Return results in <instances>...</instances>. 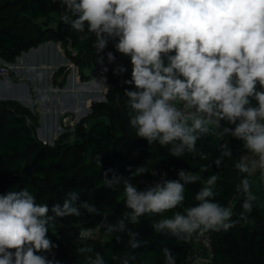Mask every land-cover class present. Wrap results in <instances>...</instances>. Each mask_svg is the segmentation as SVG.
Returning a JSON list of instances; mask_svg holds the SVG:
<instances>
[{
  "label": "clouds",
  "instance_id": "1",
  "mask_svg": "<svg viewBox=\"0 0 264 264\" xmlns=\"http://www.w3.org/2000/svg\"><path fill=\"white\" fill-rule=\"evenodd\" d=\"M62 9L59 21L79 34L81 41L92 39V48L104 53L111 42L116 53L128 57L131 76L122 81L129 127L149 145L166 148L173 158L187 155L201 161L202 177L181 169L177 179L155 168L131 166L128 176L115 169L103 172L104 187L113 192L122 188L125 211L114 223L95 203L81 200L69 191L60 202L38 203L24 187L0 193V264H62L49 237L58 235L68 217L99 215L100 228L123 251L109 259L83 244L75 255L83 264H141L138 249L147 246L138 225L143 217L152 220L154 233L178 242H189L194 234L227 232L249 223L257 195L251 174L258 172L264 184V0H52ZM112 64L116 55L106 53ZM100 63L104 57H100ZM104 72L108 68L103 69ZM128 69L118 65L114 75ZM230 137L253 157L241 156L234 168L242 174L236 191L244 196L236 219L232 204L216 199L220 169L233 159L229 142L218 143L219 155L201 151L198 142L207 138ZM102 167L101 158H96ZM111 173V177H109ZM248 174V175H243ZM144 175L159 180L140 188L133 180ZM200 184L194 203L185 205L188 186ZM171 212V216L165 213ZM92 229L79 233L87 240ZM162 264H177L171 248L160 249ZM146 264V261H145Z\"/></svg>",
  "mask_w": 264,
  "mask_h": 264
},
{
  "label": "trees",
  "instance_id": "2",
  "mask_svg": "<svg viewBox=\"0 0 264 264\" xmlns=\"http://www.w3.org/2000/svg\"><path fill=\"white\" fill-rule=\"evenodd\" d=\"M15 2L17 16L31 20L43 19L51 13L62 11L52 0H15ZM41 32L42 30L38 28L35 37L26 39L19 33L0 28V59L8 63L21 52L36 47L43 40ZM58 34L60 42H68L77 52L74 65L77 67L80 81H84L88 76L85 71L88 62H95L98 66L96 73L92 72L95 74L94 77L105 79V100L92 102L90 105L91 112L104 113V120H94L89 124L87 145L83 149L67 153V146L49 147L38 141L35 136L38 120L27 107L18 104H14L13 107L0 104V193L27 187L35 195L38 203H48L51 207L56 202L62 204L69 191H76L81 194L82 201L89 200L95 203L106 213L107 222L114 223L115 219L126 210L123 204V192L122 188L115 192L106 189L103 184V172L107 169H115L119 174L128 176L129 172L126 169L129 166L132 168L145 166L164 173L158 161L163 159L173 162L174 158L166 148L158 144L149 145L147 141L136 137L135 132L129 127L130 110L125 106L123 94V89L127 85L122 83L126 79L127 72L122 75L113 74V69L118 65L128 69V63L115 52L112 43H109L104 53H97L91 46L94 36L92 39L81 41L79 34L59 20ZM108 51L116 55V60L112 64L107 61ZM101 56L104 57L103 63L99 62ZM105 67L108 68L107 72L103 71ZM83 124L84 121L79 120L75 129H80ZM225 141H228L229 147L233 148V158L247 154L242 145L230 137H209L198 142V148L209 152L212 159L219 155L217 144ZM98 155L102 162L101 168L97 166L95 159ZM182 158L187 159L188 162L182 161ZM179 160L187 170L196 171L202 177L211 174L201 171V166L209 161H201L198 155L193 159L186 154ZM230 162L231 160H225L223 167L216 169L213 166L212 169L219 176L216 199L225 205L230 201L232 188L220 176ZM142 177L145 183L139 182L140 188L160 179L159 175ZM200 186V184L188 186L185 205L194 203V193ZM243 199L244 197H241L236 200L233 219H236L242 210ZM168 214L172 213L168 212ZM153 219L156 217L146 216L141 219L140 224L129 225L133 231L139 232V238L148 242L147 246L137 250L141 255V264H145V261L146 264H162L160 249L163 246L171 248L176 254L177 264H188L187 243L154 233L151 227ZM101 220L102 217L99 215L68 217L63 220V228L58 229L59 239L51 232L48 235L59 245V248H72L75 244L85 242L109 259L113 252L125 250L126 236L125 243L116 244L115 241H111L100 228ZM87 228L96 232L98 238L79 239V233ZM208 233L212 240V264H264V216L258 202L250 214L248 224L244 226L238 224L227 232Z\"/></svg>",
  "mask_w": 264,
  "mask_h": 264
},
{
  "label": "rangeland",
  "instance_id": "3",
  "mask_svg": "<svg viewBox=\"0 0 264 264\" xmlns=\"http://www.w3.org/2000/svg\"><path fill=\"white\" fill-rule=\"evenodd\" d=\"M16 10H17V4L15 0H0V28H6L7 30L19 33L26 39L35 37L36 30L39 28L42 30L41 37L43 40L41 43L46 41L59 42L58 20L61 12L51 13L43 19L31 20L28 18L18 17ZM62 52L64 54V57L66 58V61L65 63L63 64L61 63L59 65L54 79H56L58 75L64 73V71L66 70L67 71L65 74L74 73L77 76V78L80 79L77 73V67L74 65V60L77 57V52L73 50L70 47L69 43L66 41L62 43ZM119 55L124 59H126L128 63V71L126 73V79H129L131 76V67H132L130 60L128 57L122 56L121 54ZM16 58L8 62L9 65L8 67L4 65L7 64L4 61L2 64H0V78L7 76L12 79V83H17L19 81L16 72L13 70V68L10 67L16 64L15 62ZM87 64L88 65L85 71L87 72L88 76L84 81H81V83L89 84V87L83 88V93H80L79 95H80V99L82 98V96H85V94L89 95L88 97L89 101L92 102L95 100L96 97L99 96V94L104 95V93L106 92V86L103 85L105 79L99 78L97 76L94 77L95 74L92 73L93 71L95 73L97 71L98 66L96 65V63L88 62ZM2 69L6 71H3ZM55 84L57 83L55 82L54 86ZM6 86L7 88H11L12 90L11 92H4L3 90L0 91V104H6L12 107L14 104H18L21 107H24V105H28V104H22L21 102L16 100L14 96H16L17 94H20V97H22L23 100H26L29 103L31 102H33L34 104L38 103L37 94L35 93L37 89L35 88L29 89L28 85H24V87H16L14 86V84L12 85L8 84ZM95 102H99V100H96ZM30 111L36 116L38 120L37 127L35 129V136L38 139V141L40 142L47 141L46 145L49 147H55L57 145L67 146V153H71L72 151L83 149V147L87 145L86 142L88 139L89 124L94 120H104V113L102 111L91 112L89 107L85 108L80 103V106L78 107L76 106V108H74L70 113L63 112L62 114L59 115L58 132L54 133L51 137H48L45 136L43 127L44 125L46 126V124L49 125V118L53 120V116L51 114L50 115L48 114V116L45 115L38 107ZM77 111L79 115L86 114L84 117L79 119L81 121H84V124L80 129H75V126L79 121L76 118ZM69 117H71L70 120ZM88 152L89 150L86 151V153ZM243 156H247V159L249 161L253 158L250 154L249 155L244 154ZM240 157L241 156L233 158L230 162V165L225 169L224 173L220 176V178L227 181L232 188V196L230 198L229 203L232 204L233 207L238 198L244 197L241 193H238L236 191V185L239 184L242 174L239 173V171L235 169L233 166L234 161L239 159ZM182 161L188 162V160L185 158H182ZM182 161L179 160V158H174L173 162L160 159L158 163L163 168V172L167 173L166 179H177L179 170L181 169L187 170L186 166L182 163ZM134 169L135 167L133 168V171ZM243 175H248V174H243ZM249 178L250 180L253 181V191L258 197L257 202L264 216V184H262L259 181L258 172L251 174ZM139 182L145 183L142 176L134 179L135 184L138 185ZM164 215L171 216V214L168 213H165ZM90 238L92 239L98 238L97 233L92 232ZM83 244H87V243L84 242ZM83 244H75L72 248L61 247L54 250L56 258L61 260L62 264H83L84 258L81 256H76L74 251L76 247L81 246ZM263 244H264V237H263Z\"/></svg>",
  "mask_w": 264,
  "mask_h": 264
},
{
  "label": "crops",
  "instance_id": "4",
  "mask_svg": "<svg viewBox=\"0 0 264 264\" xmlns=\"http://www.w3.org/2000/svg\"><path fill=\"white\" fill-rule=\"evenodd\" d=\"M20 58L22 59V63L18 64L16 68H13L19 81L12 83L10 77L0 78V91L11 92L12 89L6 86L8 84H14L16 87L28 85L29 89H37L35 93L37 94L38 103L28 102V105L24 106L30 110L38 107L45 115L48 116V114H51L53 116V120L49 118V125L46 124L43 127L45 136L51 137L54 133L58 132V117L63 112L70 113L76 106H80V103L83 107L90 108L92 102L89 101L86 94L80 99L79 94L83 93L82 89L70 88L67 90L69 82L77 83L78 85L81 83L80 79L74 73L65 74L67 70L64 71L65 76L61 84H59L58 80L63 73L54 79L57 68L61 63L63 64L66 61L62 52V42H43L36 47L21 52L16 60ZM2 62L3 60L0 59V64ZM55 82L57 84L54 86ZM85 115H79L77 111L76 118L79 120Z\"/></svg>",
  "mask_w": 264,
  "mask_h": 264
},
{
  "label": "built area",
  "instance_id": "5",
  "mask_svg": "<svg viewBox=\"0 0 264 264\" xmlns=\"http://www.w3.org/2000/svg\"><path fill=\"white\" fill-rule=\"evenodd\" d=\"M4 65L8 67V63ZM41 143L46 145L47 141ZM187 245L186 259L188 264H212V240L209 233L194 234Z\"/></svg>",
  "mask_w": 264,
  "mask_h": 264
},
{
  "label": "bare ground",
  "instance_id": "6",
  "mask_svg": "<svg viewBox=\"0 0 264 264\" xmlns=\"http://www.w3.org/2000/svg\"><path fill=\"white\" fill-rule=\"evenodd\" d=\"M22 63V59L20 58V59H17L16 60V64L14 65V66H10L11 68H16L17 67V65L18 64H21ZM9 66V65H8ZM9 67V68H10ZM7 77V76H6ZM86 85H89V84H85V85H83V84H80V85H78L77 83H71V82H69V84L67 85V90L68 89H83ZM15 97V99L16 100H18L19 102H21L22 104H28V101H26V100H23V98L22 97H20V94H17L16 96H14Z\"/></svg>",
  "mask_w": 264,
  "mask_h": 264
},
{
  "label": "water",
  "instance_id": "7",
  "mask_svg": "<svg viewBox=\"0 0 264 264\" xmlns=\"http://www.w3.org/2000/svg\"><path fill=\"white\" fill-rule=\"evenodd\" d=\"M3 63V62H2ZM64 73L63 74H61V76L59 77V80H58V82H59V84H61L62 83V81H63V79H64ZM80 84H83V85H85L86 83H80ZM79 84V85H80ZM104 86H106V82L104 81V84H103ZM89 87V85H86L84 88H88ZM83 90V89H82ZM88 97H89V95H87ZM96 100H99L100 102H102V101H104L105 100V93H104V95H102V94H99V96L98 97H96L95 98V100L94 101H92V102H95ZM24 107H26V106H24ZM71 119V117H69V120Z\"/></svg>",
  "mask_w": 264,
  "mask_h": 264
}]
</instances>
